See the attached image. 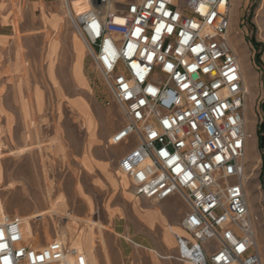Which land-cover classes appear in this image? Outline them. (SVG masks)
<instances>
[{
  "label": "built area",
  "instance_id": "1",
  "mask_svg": "<svg viewBox=\"0 0 264 264\" xmlns=\"http://www.w3.org/2000/svg\"><path fill=\"white\" fill-rule=\"evenodd\" d=\"M72 1L71 26L122 112L110 145L131 149L118 170L135 196L187 207L174 259L263 264L245 195L247 91L230 43L231 0H83L78 14ZM69 257L79 251L61 240L33 248L21 219L0 218V264Z\"/></svg>",
  "mask_w": 264,
  "mask_h": 264
},
{
  "label": "rangeland",
  "instance_id": "2",
  "mask_svg": "<svg viewBox=\"0 0 264 264\" xmlns=\"http://www.w3.org/2000/svg\"><path fill=\"white\" fill-rule=\"evenodd\" d=\"M81 4L80 0L72 1L75 14L79 13L75 10ZM231 9L230 43L244 71L248 92L244 115L245 130L251 138L247 139L244 154L245 195L264 264V152L258 148L257 137V130L264 123V0H231ZM13 12L16 16L26 12L42 15L45 27L40 35H43L50 76L59 46L66 44L72 35V74L77 85L58 80L59 85L56 80H50L59 93L53 95L45 82L44 100L40 95L36 99L41 117H32L33 107L21 101L23 127L14 122L11 131L9 114L5 128L0 118V217L30 216L31 219L23 222L25 241L33 248H41L61 240L79 251L80 257H69L70 264H136L128 257L134 247L123 239L127 223L116 213L121 208V199L117 197L121 190L134 195L128 179L118 170L122 146L110 145L111 137L123 126L121 109L72 28L64 0H49L38 9L17 2ZM51 12L58 14L61 26L56 15H48ZM59 63L62 70L63 60ZM5 89L0 87L1 114L4 107L17 104ZM84 151L88 153L87 159H81ZM99 152L103 154V166L92 168L91 164L100 159ZM150 208L172 221L184 204L176 200ZM162 224L159 217L141 222L143 231L148 233L142 232V236L150 238L153 231L159 235ZM142 252L152 257L151 263L173 262L163 259L169 257L164 253L160 259L151 252ZM141 258L142 262L137 264H146L147 260Z\"/></svg>",
  "mask_w": 264,
  "mask_h": 264
},
{
  "label": "crops",
  "instance_id": "3",
  "mask_svg": "<svg viewBox=\"0 0 264 264\" xmlns=\"http://www.w3.org/2000/svg\"><path fill=\"white\" fill-rule=\"evenodd\" d=\"M48 1L0 0V87L4 86L6 88L5 91H9L13 95L11 97L17 102L14 107H4V113H0V118H2L3 122L2 127L5 128L7 126L6 114H9L11 118L9 125L11 131L13 130L14 122H17L21 127L25 125L21 111V101H26L31 108L33 107V113L31 112L32 117L37 118L42 116V111L40 113L37 111L36 99L40 95L42 101L44 100L45 82L51 87L53 95H58L59 93L50 80H56L59 85L60 82L58 80H68V84L77 85L72 74V63L74 61L72 35L69 36L66 44L59 46L56 62L54 63L53 61L52 76H50L47 70L48 59L46 58L45 45L43 44V35H40L45 27L42 15L40 13L32 15L26 12L16 16L13 12V5L17 2H26L29 5V9H38L40 5ZM53 1L58 2L59 0ZM48 15H56L59 18L58 14L54 12ZM59 24L61 26L60 18ZM17 33L19 34V42L17 41ZM60 59L63 60L64 64L62 70L59 67ZM83 65L84 58L82 59V72ZM83 76L87 80L84 74ZM65 82L63 84L68 85ZM13 85L14 88L11 87ZM123 146L119 145L121 147V157L131 149V146L125 148ZM89 148L91 147L88 146ZM84 152L81 154V159H87L88 153L87 151ZM102 155V152H99L100 159L98 163L91 164L92 168H102ZM86 172L89 173V171ZM114 184L112 180V185ZM117 197L121 199L119 200L121 208L116 209V213L118 212L117 216L124 223H127L125 225L127 230L124 231L123 239L135 249L128 255V257H132L133 262L136 264L142 262L139 261V258L142 257L143 261L147 260L146 264L155 263H151L152 257L146 253L144 254L142 252L144 250L153 253L157 258L164 256L161 255L164 253L165 256L170 257L169 260H173L170 264H185L174 259L177 254L174 234H182L179 222L187 212L186 205L178 197L170 198L158 205L149 204L144 199L136 197L133 194H128L125 189L121 190ZM176 200L184 204V209L180 210L172 221H167L157 209L150 208L165 205ZM156 217L162 219V232L158 235L156 231H153V235H149L151 236L150 238L142 236L144 233H148L143 231L141 222L147 220L151 222ZM142 232L144 233L142 234ZM123 249H126L124 245Z\"/></svg>",
  "mask_w": 264,
  "mask_h": 264
},
{
  "label": "bare ground",
  "instance_id": "4",
  "mask_svg": "<svg viewBox=\"0 0 264 264\" xmlns=\"http://www.w3.org/2000/svg\"><path fill=\"white\" fill-rule=\"evenodd\" d=\"M74 1V0H73ZM76 2V1H75ZM80 2H82V4H81V6H82V8H78L77 10H75L76 12H80L84 7V3H83V0H80ZM79 3V2H78ZM231 13H232V9H231V7H230V17H231ZM231 21V20H230ZM231 29H232V27H231ZM230 32V31H229ZM81 39V38H80ZM82 40V39H81ZM82 42H83V44H84V46H85V48H86V45H85V43H84V41L82 40ZM86 50H87V48H86ZM241 71H242V69H241ZM242 75H243V81H244V71L242 72ZM244 86H245V89H246V91H247V88H246V85H245V82H244ZM248 93V92H247ZM244 121H245V115H244ZM244 130H245V127H244ZM245 132H246V130H245ZM247 134H248V138L250 139L251 137H250V134L248 133V132H246ZM243 163H244V157H243ZM123 175V174H122ZM124 176V175H123ZM5 216V215H4ZM3 216V217H4ZM0 218H2V217H0ZM19 219H21V218H19ZM29 219H31V217L30 216H27V217H24V218H22L21 219V221L22 222H26V221H28ZM25 240V239H24ZM26 242V241H25ZM27 243V242H26ZM256 244H257V246H258V242H257V237H256ZM160 258H162L161 256H159ZM163 259H170V257H165V258H163ZM67 264H70V259L69 258H67ZM185 264H188V263H185Z\"/></svg>",
  "mask_w": 264,
  "mask_h": 264
},
{
  "label": "trees",
  "instance_id": "5",
  "mask_svg": "<svg viewBox=\"0 0 264 264\" xmlns=\"http://www.w3.org/2000/svg\"><path fill=\"white\" fill-rule=\"evenodd\" d=\"M258 148L264 152V123L257 130Z\"/></svg>",
  "mask_w": 264,
  "mask_h": 264
},
{
  "label": "snow or ice",
  "instance_id": "6",
  "mask_svg": "<svg viewBox=\"0 0 264 264\" xmlns=\"http://www.w3.org/2000/svg\"><path fill=\"white\" fill-rule=\"evenodd\" d=\"M122 23H124V21H122ZM169 31H171V29H169Z\"/></svg>",
  "mask_w": 264,
  "mask_h": 264
}]
</instances>
